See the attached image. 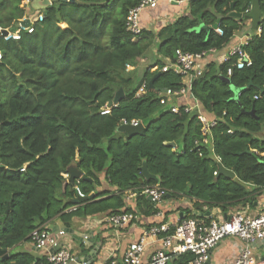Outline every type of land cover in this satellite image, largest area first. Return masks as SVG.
<instances>
[{"label":"trees","instance_id":"obj_1","mask_svg":"<svg viewBox=\"0 0 264 264\" xmlns=\"http://www.w3.org/2000/svg\"><path fill=\"white\" fill-rule=\"evenodd\" d=\"M32 1L0 0V27L21 34L6 40L0 30V249L8 251L0 255V264H49L45 255L16 247L31 241L33 230L54 217L67 222L76 214L132 212L125 201L130 190L145 215L158 211L140 194L146 186L187 197L200 213L185 207L182 219L199 223H209L214 207L227 213L239 204L253 205L263 194L264 138L258 133L264 129V17L262 33L244 46L252 66L235 68L228 82L227 70L236 57L213 61L192 82L201 109L217 120L214 152L204 142L196 111L181 105L173 112L174 98L163 94L183 86L182 75L162 70L176 59L177 50L222 49L247 19L231 16V5L247 13L252 0H189L188 15L137 35L126 23L140 0H53L30 32L22 25L25 3ZM261 8L264 14V0ZM141 60L148 64L140 66ZM144 82L147 89L137 96ZM232 86L241 89L238 99ZM121 87L125 98L111 113H100ZM123 119H136L146 128L126 137L118 131ZM215 154L235 177L219 172ZM144 162L158 180L141 181ZM72 165L83 172L81 186L88 198L66 213L75 189L62 173ZM103 179L110 188L99 191ZM192 258V253L182 254L172 264Z\"/></svg>","mask_w":264,"mask_h":264},{"label":"built area","instance_id":"obj_2","mask_svg":"<svg viewBox=\"0 0 264 264\" xmlns=\"http://www.w3.org/2000/svg\"><path fill=\"white\" fill-rule=\"evenodd\" d=\"M161 0H140L139 4L133 7L128 15L127 29L133 34H140L143 30L141 24V15L146 10H154L159 6ZM169 2H177L179 0H168ZM40 13L35 19L30 20L29 25H22L24 29L30 32L34 29V22L41 19ZM26 17L23 19V21ZM0 30L4 31L1 27ZM4 35L6 40L20 39V30L10 31ZM216 31L223 34L224 30L218 27ZM249 40V39H248ZM248 40L242 44L235 46L225 58V62L230 61L236 57L233 66L227 70V77L233 75L234 69H244L253 65V59L250 53L244 48ZM209 52L189 53L182 50H177L176 59L168 61L163 67V71L173 70L183 77V86L178 90L167 88L163 90V94L170 101L175 100L173 104V112H178L181 105H184L185 111H196L200 121L204 125L203 133L205 134L204 142L210 146L211 151L214 152V141L212 140V128L217 124V120H209L205 114L201 112V106L192 92V82L198 78L206 70L205 61L208 58ZM2 54L0 52V58ZM133 67L127 64V69ZM147 89L146 82L137 91V96L145 93ZM190 96L194 104L186 102H179L181 98ZM259 96L256 95L255 98ZM119 102H113L111 105L105 106L100 113L109 114L114 107H117ZM141 122L134 119L128 121L123 119L122 124H131L138 126ZM218 163H222L220 156L215 154ZM218 174V172H215ZM62 176L65 180H69V171L63 172ZM81 178H77L73 185L75 189V198L80 201L65 209L64 212H75L81 204L88 198L81 186ZM151 200L159 204L169 194L165 188L155 185L146 186L140 192ZM135 214L130 212H122L108 215L107 222L111 227H124L135 219ZM66 229H51L48 224L37 227L31 233V242L34 246L41 250L49 264H91L90 260L85 257L78 258V256L65 244L64 239L68 236ZM239 237L245 242V247L241 250L240 255L236 259L235 264H259L253 252V245L257 242H264V212L258 215H251L247 211H238L231 214L227 218H213L210 216L209 223H199L193 219L180 220L176 225L161 223L153 224L144 230L142 237L139 240L133 241L126 249L123 256V264H172V261L177 259L180 255L192 253L193 258L187 264H206L209 260L211 251L226 237ZM161 239V247L152 254L145 257L147 238ZM90 236H84V240H89ZM106 264H118L116 260L109 259ZM260 264H264V261Z\"/></svg>","mask_w":264,"mask_h":264},{"label":"crops","instance_id":"obj_3","mask_svg":"<svg viewBox=\"0 0 264 264\" xmlns=\"http://www.w3.org/2000/svg\"><path fill=\"white\" fill-rule=\"evenodd\" d=\"M27 15L26 18L30 20L40 13L35 10L31 2H26ZM190 12L189 0H179L177 2H169L168 0H161L159 6L154 10H146L141 16V24L143 28L160 30L162 27L173 23L177 18L183 15H188ZM264 14L262 16V19ZM263 31V27L260 25L257 28L253 26V19L247 18L243 27L238 29L230 42L222 49H217L209 52L208 58L205 61L206 69L207 65L211 62L218 64L224 63L228 53L237 45L248 42L254 35H260ZM179 102H186L188 104H194L192 98L188 95L181 98ZM201 112L211 119V114L206 113L201 109ZM259 137L264 138V129L258 133ZM214 138L212 137V140ZM214 141V140H213ZM106 188H110L106 180L103 179L101 186L97 190L102 191ZM112 188V187H111ZM113 189V188H112ZM263 194L257 196V200L250 205L239 204L230 209L227 213L214 207L210 216L213 218L221 219L227 218L231 214L238 211H247L251 215H258L264 212V191ZM151 200V199H149ZM126 206L130 207V212L135 214V219L131 223L124 227L114 228L107 222L106 217L108 213H98L94 215H73L67 220V222L59 217H54L47 224L51 229H66L68 231L67 238L64 239L65 244L78 256V258L85 257L90 260L91 264H106L109 259L116 260L118 264H123V256L128 246L135 240H139L144 230L153 225L166 223L171 226L176 225L182 217L185 216L183 209L185 207H191L193 213L199 214L200 212L193 208V202L187 197L174 198L167 195L164 200L156 204L152 200V203L158 208V211L152 215H145L141 209L137 207V193L130 190L125 194ZM77 204V203H73ZM72 204V205H73ZM206 209V208H205ZM115 214V213H114ZM89 235V240H84L85 235ZM146 251L145 257L152 254L158 248L161 247V239L147 238L145 240ZM22 250L37 253L38 255H44V253L37 249L34 244L24 242L19 245ZM245 247V242L239 237H226L224 238L212 251L209 260L206 264H235L236 259L240 255L241 250ZM253 252L257 262L260 264L264 261V242H257L253 245ZM76 264V263H73Z\"/></svg>","mask_w":264,"mask_h":264},{"label":"water","instance_id":"obj_4","mask_svg":"<svg viewBox=\"0 0 264 264\" xmlns=\"http://www.w3.org/2000/svg\"><path fill=\"white\" fill-rule=\"evenodd\" d=\"M61 1L74 2L75 0H61ZM52 2H53V0H33L31 2V5H32V7L35 10L41 11V10H44L47 7H49L52 4ZM230 15L235 17V18H245V17L246 18H252L253 19V26L255 28H257L258 26H260V23H261V20H262V15H263V11H262V8H261V0H252L251 10L249 12H247V13L236 12L234 10V5L232 4L231 5V13H230ZM23 23H24V25L28 26L29 23H30V19L26 18L23 21ZM202 27H204V26H202ZM7 33H8L7 30L3 31L4 35H7ZM159 74L154 76V78L150 81V86H153L154 80ZM226 80L228 82H230V79L228 77H226ZM249 86H251V84H249ZM240 90L241 89H238V88L236 90H234L236 99H238ZM124 98H125V91H124V88L121 87L116 92L114 99L109 102V105H111L113 102H120ZM145 128H146V126L143 123H140L138 126H134V125H131V124H122V125L119 126L118 131L125 132L126 133V137H132V136H135V135L142 134L144 132ZM168 145L176 146V143L175 142H171ZM68 171L70 173V178H69L68 182L72 183L73 185H74L75 180L77 178L83 177V172L81 170H79V168L76 165H72L69 168ZM219 172L223 173V174H226L228 176H231V177H235L236 176V174H235V172L233 170L228 169L222 163L219 164ZM142 174H143V178H141V181H143L144 178L158 180V177L156 175L152 174L149 171L147 162H144L143 165H142ZM168 196H170V194H168ZM149 199H151V198H149ZM79 201L80 200L78 198H74V200H73L74 203H78ZM0 255L8 256V251L0 249Z\"/></svg>","mask_w":264,"mask_h":264},{"label":"rangeland","instance_id":"obj_5","mask_svg":"<svg viewBox=\"0 0 264 264\" xmlns=\"http://www.w3.org/2000/svg\"><path fill=\"white\" fill-rule=\"evenodd\" d=\"M148 64V62H147V60H141L140 61V66H146ZM232 89L233 90H236L237 88L236 87H234V86H232ZM178 145V144H177ZM182 148V142H179V149H181ZM21 249V247H16V250H20Z\"/></svg>","mask_w":264,"mask_h":264}]
</instances>
